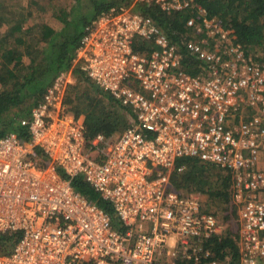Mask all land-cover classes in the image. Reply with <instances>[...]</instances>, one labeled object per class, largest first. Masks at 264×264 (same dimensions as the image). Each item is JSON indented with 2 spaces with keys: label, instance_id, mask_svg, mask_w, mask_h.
Wrapping results in <instances>:
<instances>
[{
  "label": "built area",
  "instance_id": "built-area-1",
  "mask_svg": "<svg viewBox=\"0 0 264 264\" xmlns=\"http://www.w3.org/2000/svg\"><path fill=\"white\" fill-rule=\"evenodd\" d=\"M142 1L167 13L199 8L195 0ZM142 38L160 51L136 52ZM213 46L188 41V53L208 67L207 76H193L156 23L126 6L87 28L73 69L20 120L28 139L0 138V233L21 234L0 264H216L203 262L210 257L204 243L224 227L200 197L171 184L175 170L185 171L177 168L183 159L232 176L239 264H264V65L235 44L222 51L230 59ZM75 69L126 110L121 134L91 138L84 116L70 111ZM75 178L113 206L120 230L75 190Z\"/></svg>",
  "mask_w": 264,
  "mask_h": 264
},
{
  "label": "trees",
  "instance_id": "trees-1",
  "mask_svg": "<svg viewBox=\"0 0 264 264\" xmlns=\"http://www.w3.org/2000/svg\"><path fill=\"white\" fill-rule=\"evenodd\" d=\"M195 2L199 8L167 13L142 0H29L27 6L18 10L10 6L14 4L13 0H3V4L0 3V26L3 28L0 33V138L13 133L28 139L27 128L21 126L20 120L31 115L54 80L71 67L87 28L95 26L102 16L123 6L130 7L135 3V12L155 22L179 46L183 53L182 67H186L191 74L196 73L195 63H188L195 57L188 53L187 43L192 41L189 32L193 27L189 21L193 18L195 24L214 21V26H225L234 44L241 50L248 49L253 42L264 47V0ZM33 6L57 12L58 27L50 25L43 17H37ZM243 13L246 16H242ZM35 18H39V21L30 24ZM140 44L136 41V52L144 50ZM258 55H253L255 61L264 65V52ZM74 74L76 83L68 91L66 104L75 116H84L89 137L100 133L106 136L122 133L129 126L126 110L79 69ZM182 165L186 167L183 173L175 170L172 174L174 189L181 195L188 191L203 194L209 201H202L205 211L229 221L227 212L232 202V176L222 170L223 174H218L212 180L210 169L218 168L196 159L179 160L177 168ZM72 184L76 191L111 216L116 230L121 229L113 206L90 184L83 178H75ZM20 236L18 232L0 233V254L11 253ZM237 238V233L223 230L221 234L206 240L204 247L210 251V257L203 262L213 263L230 258V264H239Z\"/></svg>",
  "mask_w": 264,
  "mask_h": 264
},
{
  "label": "rangeland",
  "instance_id": "rangeland-1",
  "mask_svg": "<svg viewBox=\"0 0 264 264\" xmlns=\"http://www.w3.org/2000/svg\"><path fill=\"white\" fill-rule=\"evenodd\" d=\"M13 1H14V4L12 3L10 6L12 8H14V10H18L21 7H25L29 3V0H13ZM137 1H141V0H137ZM0 3L3 4V0H1ZM134 4L135 3H133V5H131L128 8L131 9L132 13L137 14V12L134 11L135 10ZM32 9L36 12V15H38L37 17H43L50 25L54 26L55 28L58 27L59 22L56 19L57 12H53L52 10L44 11L42 9H39L37 6H33ZM242 16H246V13H243ZM37 21H39V18L33 19L30 22V24H34ZM191 21L196 22L194 18L191 19ZM219 22L220 21H218V23ZM209 23L210 22L205 21L204 24L198 23V24H195L194 26H192L193 27V30L189 32L190 36L192 37L191 40L192 41H199V42L206 41L207 42V45H209L210 42H211L214 46L213 47H209L210 52H214L215 54H218L222 59H230V57L224 55L222 53V51H223V49H224V47L226 45L228 46L229 44H231V45L234 46V42H233L232 37L227 32L225 26H223V25H221V26H219V25L218 26H216V25L215 26H212V24H209ZM215 23H216V21H215ZM205 25H207L208 27H206ZM2 32H3V28H2V26H0V33H2ZM141 41H143V42H141L140 45L143 47L144 50L142 52L139 51L140 54H143V55H145V56L148 57L152 53L157 52V51H160V48H158V46H156L153 43L154 42V39H152V40H148V39L145 40V39L142 38ZM177 49H178L177 50L178 55L181 56V58H180V64L182 66L183 53L180 50L179 46L177 47ZM242 50L244 52L248 53V54H251V55H254L255 56V53L257 55L258 54H261L262 55V52H264V47H262L260 44H257V42H253V43L250 44V46L248 47V49H242ZM194 59L195 60H191L188 64H191V62L195 63L194 66H195L196 73L195 74L189 73L186 70V67H183L184 72L186 74L193 75V76L194 75L201 76V77L202 76H207L208 75V67H207V64H205V63H203L201 61H198L196 58H194ZM69 69L70 70L73 69V61H72V64H71V68H69ZM74 76H75V74H74ZM74 80H75V83H76V78L75 77H74ZM69 89H68V91H69ZM246 112H247V110L243 113V116H242L244 120L245 119H248V117H250V115H247L249 112H247V114H246ZM119 134H121V133H119ZM119 134H116V136L119 135ZM259 168L264 173V154L262 155L261 163H260ZM210 172L212 174V175L210 174L211 177H212V180H214V177L217 178V175L218 174H223L222 170H220V169H214V168L210 169ZM232 189H233V187H232ZM185 194L186 195H196V196L200 197L202 201L203 200L204 201L206 200L207 202H209L208 199H207V197H205L203 194L197 193L195 191L194 192H189L188 191ZM219 205L221 206V204H219ZM232 212L234 213V215H233ZM238 213H239V211H238V208H237L236 203H235L234 192H233V194H232L231 207H230L229 211L227 212V214L230 216L229 217L230 218L229 221L228 220H226V221L224 220L223 221V220L219 219L221 225L224 227V231L231 230L234 233H237L238 234V232H239L238 231V228H239V216H238ZM224 214H225V212H224ZM234 216H236V217H234ZM235 240L238 242V238L235 239ZM178 260L181 261L180 259H178ZM165 261H169V259H165ZM215 263H217V264H230V258H227L224 261H220V260L218 261L217 260V261H215Z\"/></svg>",
  "mask_w": 264,
  "mask_h": 264
},
{
  "label": "crops",
  "instance_id": "crops-1",
  "mask_svg": "<svg viewBox=\"0 0 264 264\" xmlns=\"http://www.w3.org/2000/svg\"><path fill=\"white\" fill-rule=\"evenodd\" d=\"M217 264V263H216Z\"/></svg>",
  "mask_w": 264,
  "mask_h": 264
}]
</instances>
